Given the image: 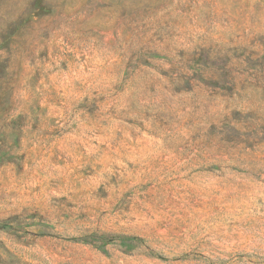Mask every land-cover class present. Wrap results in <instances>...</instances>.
<instances>
[{
    "label": "rangeland",
    "instance_id": "1",
    "mask_svg": "<svg viewBox=\"0 0 264 264\" xmlns=\"http://www.w3.org/2000/svg\"><path fill=\"white\" fill-rule=\"evenodd\" d=\"M0 264H264V0H0Z\"/></svg>",
    "mask_w": 264,
    "mask_h": 264
},
{
    "label": "trees",
    "instance_id": "2",
    "mask_svg": "<svg viewBox=\"0 0 264 264\" xmlns=\"http://www.w3.org/2000/svg\"><path fill=\"white\" fill-rule=\"evenodd\" d=\"M125 239H127V237H124V236H121L120 237V240L122 241V240H125Z\"/></svg>",
    "mask_w": 264,
    "mask_h": 264
}]
</instances>
